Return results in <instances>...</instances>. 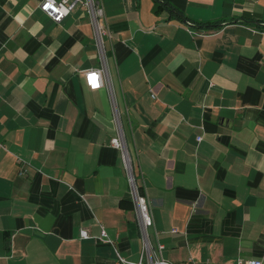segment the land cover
<instances>
[{"label": "crops", "instance_id": "obj_1", "mask_svg": "<svg viewBox=\"0 0 264 264\" xmlns=\"http://www.w3.org/2000/svg\"><path fill=\"white\" fill-rule=\"evenodd\" d=\"M42 1L0 0V264L136 261L112 94L84 79L102 65L93 28ZM102 1L153 244L171 264L264 261V0Z\"/></svg>", "mask_w": 264, "mask_h": 264}, {"label": "built area", "instance_id": "obj_2", "mask_svg": "<svg viewBox=\"0 0 264 264\" xmlns=\"http://www.w3.org/2000/svg\"><path fill=\"white\" fill-rule=\"evenodd\" d=\"M78 6L84 9L87 19L93 28L94 41L100 53L102 62L101 67L90 68L84 72L85 83L91 90H99L101 88L107 87L112 94L114 105V121L116 123V135L111 139V144L113 147L121 150L122 152V159L131 186L132 203L137 213L138 224L141 231L142 252L140 258L136 261H132L121 256L118 252V261L120 264H171V262L167 261L162 256L164 245L159 241L156 243V245H154L151 240V233L154 229V218L151 211V203L145 187L139 184L137 175L135 174L134 159L129 151L126 140L122 112L119 110L117 102L113 96V89L106 65L104 39L106 35L110 36V31L108 28V19L105 14L103 1L43 0L40 5L41 9L57 23L61 22ZM188 30L191 32L190 29ZM198 140H201V137H198ZM19 174L23 175L24 170H20ZM81 236L87 238L89 236L88 231L82 230ZM100 237L102 240L113 244V240L110 238L104 226L101 227ZM238 264H264V261L258 258H252L248 260L239 259Z\"/></svg>", "mask_w": 264, "mask_h": 264}, {"label": "trees", "instance_id": "obj_3", "mask_svg": "<svg viewBox=\"0 0 264 264\" xmlns=\"http://www.w3.org/2000/svg\"><path fill=\"white\" fill-rule=\"evenodd\" d=\"M206 26H212V25L206 24Z\"/></svg>", "mask_w": 264, "mask_h": 264}]
</instances>
